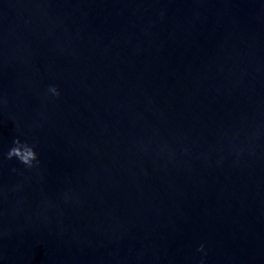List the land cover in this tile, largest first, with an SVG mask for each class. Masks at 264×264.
Here are the masks:
<instances>
[{"label":"water","instance_id":"water-1","mask_svg":"<svg viewBox=\"0 0 264 264\" xmlns=\"http://www.w3.org/2000/svg\"><path fill=\"white\" fill-rule=\"evenodd\" d=\"M0 264H264V0H0Z\"/></svg>","mask_w":264,"mask_h":264},{"label":"clouds","instance_id":"clouds-1","mask_svg":"<svg viewBox=\"0 0 264 264\" xmlns=\"http://www.w3.org/2000/svg\"><path fill=\"white\" fill-rule=\"evenodd\" d=\"M49 91L56 96L60 94L55 86H51ZM13 158L18 159L27 168H32L39 163L34 146L27 142H22L19 139L13 142V147H11L7 153V159L11 160ZM13 170L15 171V169ZM199 250H203V245L200 246Z\"/></svg>","mask_w":264,"mask_h":264}]
</instances>
